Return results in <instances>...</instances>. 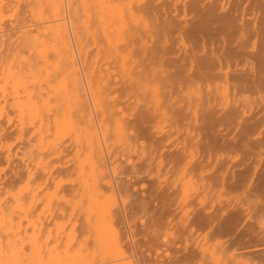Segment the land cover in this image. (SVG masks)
<instances>
[{
	"label": "bare ground",
	"instance_id": "obj_1",
	"mask_svg": "<svg viewBox=\"0 0 264 264\" xmlns=\"http://www.w3.org/2000/svg\"><path fill=\"white\" fill-rule=\"evenodd\" d=\"M97 1L90 4L102 5L110 15L121 7L119 0ZM129 2L131 11L145 18L146 31L126 33L119 25L121 31L105 29L107 36L101 34L107 24H98L106 38L95 35L94 47L107 43L116 65L120 53L134 57L129 59L137 69L129 66L136 70L131 72L134 85L117 80L111 89L107 82L87 97L67 42L57 55L22 52L28 55L26 80L44 73L53 82L54 132L40 134L34 144L0 148V166H6L2 176L105 177L108 163L100 134L105 146L113 140L112 146L133 148L130 164L115 175L139 176L147 184L143 203L154 229L149 243L155 247L149 263L214 264L213 256L189 240L195 235L191 227L206 232L209 241L224 239L226 246H218L226 257L234 248L235 258L264 263V0ZM9 40L1 31L0 52L8 49ZM35 43L28 41L29 47ZM135 85V94L126 97ZM63 134L72 136L68 146L57 144ZM26 152L27 158L19 157Z\"/></svg>",
	"mask_w": 264,
	"mask_h": 264
},
{
	"label": "rangeland",
	"instance_id": "obj_2",
	"mask_svg": "<svg viewBox=\"0 0 264 264\" xmlns=\"http://www.w3.org/2000/svg\"><path fill=\"white\" fill-rule=\"evenodd\" d=\"M92 1L0 0V32L5 31L10 39L8 49L0 52V148L7 150L19 142L34 144L40 134L47 137L54 132L56 116L52 111L54 97L50 92V87H54L53 82L44 73L26 80L27 68L23 64H28V55L23 51L42 52V56L45 53L57 55L67 42L71 65L77 72L76 77L82 80V91L84 94L88 92L87 97L92 90H96L97 85L107 82L112 84L111 89L117 80L135 84L136 77L131 72L134 74L137 69L129 59H136L125 51L124 54L120 53L119 65H116L112 62L115 58L114 50H110L107 43H102L95 50L94 40L98 35L101 40L106 38L102 35H109L107 28L111 32L118 29L121 31L119 25L126 33L146 31L142 26L145 18L139 12L136 14L131 11L129 0H119L122 8L119 7L116 10L119 12L113 15L104 13L102 5L95 9L94 4H90ZM99 1L102 3V0ZM125 1L127 3L123 4ZM106 14L108 20L104 17ZM103 18L106 22L102 21ZM103 23L107 25L102 26L105 25ZM98 24L106 28L102 29ZM101 29L102 35L99 33ZM30 40H36L31 47L28 44ZM117 41L115 39L114 45L118 44ZM129 66L136 70L132 71L133 68ZM86 71L88 73L85 76ZM137 85L131 88L133 92L129 90L131 92L126 93V97L130 93V96L135 94ZM139 86L142 91L149 92L142 82ZM71 138V135L63 134L57 144L68 146ZM99 138L108 163V174L105 177L49 174L6 178L2 176L6 166H0V264H153L146 259L155 248L149 243L148 235L154 229L147 220L143 203L146 201L144 188L147 184L145 181L140 182L137 178L139 176L115 175L117 168L123 167L125 163L130 164L128 160L133 155V148L129 144L112 146L113 140L105 141V146L100 134ZM52 139L49 137L46 140L53 142ZM27 155L28 152L19 157L27 158ZM115 159H120L121 164ZM197 203H201L200 198ZM190 230L191 233L195 231V235L189 240L194 242L199 252L213 256L214 264H264L256 260L235 258L234 248L226 257L218 246H226L224 239L209 241L206 232H197L193 227Z\"/></svg>",
	"mask_w": 264,
	"mask_h": 264
}]
</instances>
